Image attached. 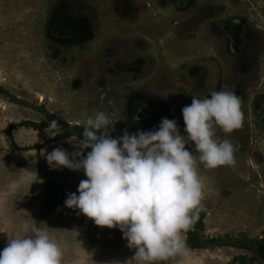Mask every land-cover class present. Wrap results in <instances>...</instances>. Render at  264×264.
Listing matches in <instances>:
<instances>
[{
    "label": "rangeland",
    "instance_id": "obj_1",
    "mask_svg": "<svg viewBox=\"0 0 264 264\" xmlns=\"http://www.w3.org/2000/svg\"><path fill=\"white\" fill-rule=\"evenodd\" d=\"M58 1L0 0V86L4 89L0 90V250L6 246L8 236L31 235V227L36 225L57 238L63 250L62 264H135L131 260L135 249L127 247L118 227L98 226L78 209L65 206L68 194H78L80 181L87 179L84 171L67 167L52 169L46 161V154L56 147H63L69 153L76 151L75 143L82 134L75 131L66 137L65 129L85 126L86 116L94 117L98 111L111 118L107 127L110 128L109 134L118 136L125 127L133 131L132 125L123 123L126 122L127 108L119 103L124 98L110 96L104 90V82L111 88L115 78L106 73L102 51L94 57L90 50L80 49L76 53L72 47L60 44L45 32L47 14L55 10ZM76 1L89 15L99 14V11L111 8L110 5L121 8L123 0H67V3ZM132 1L140 5V0ZM240 1L243 4L248 2ZM146 2L155 3V0H142L144 6H147ZM222 2L230 9L236 0ZM202 4L203 1H197L198 6ZM155 12L161 16L156 21L165 25L166 20L161 21V18L166 16L160 11ZM147 14L152 15V11ZM130 23H124L129 26L127 30ZM202 27L204 24L200 25ZM152 30L147 26L136 30L128 42L136 37L145 40L143 54L149 58L158 56L159 68L165 69L166 60L171 61L172 48L183 57L200 56L194 44L187 49L181 44L176 46L177 41L169 43V38L165 43H154ZM224 58L227 60L225 55ZM245 83L240 80L239 88ZM257 85L258 89H252V82L245 84L249 93L253 91L247 97V104L255 96L254 91H264V81L256 82ZM158 96L151 97V100L161 99L164 105L174 103L173 95ZM186 102H181V105H186ZM246 103L240 101L241 113ZM250 116H242L241 125L247 126L246 134H236V129L225 133L218 126L215 128L216 138L220 140L231 141L236 134L239 144L234 152L235 163L231 165L205 168L199 162V152L194 143L184 136L186 146L197 161L204 186L200 210L206 212V229H200L204 235L202 240L217 237L237 239L243 232L253 239L264 238V132H248L247 123L258 121L254 114L253 119ZM53 121L57 127L46 134L45 128ZM22 122L33 125L23 126ZM148 129L151 127L147 126ZM244 135L248 139L253 136L252 147L242 139ZM50 188L56 193L48 201ZM45 206L49 210H45ZM182 237L188 255L170 257L156 264H238V257L253 258L251 250L234 245L231 240L216 246H208L213 242L208 243L196 249L188 245L187 231L182 233Z\"/></svg>",
    "mask_w": 264,
    "mask_h": 264
},
{
    "label": "clouds",
    "instance_id": "obj_2",
    "mask_svg": "<svg viewBox=\"0 0 264 264\" xmlns=\"http://www.w3.org/2000/svg\"><path fill=\"white\" fill-rule=\"evenodd\" d=\"M181 114L183 132L205 168L235 163V145L216 138L215 132L217 126L225 133L241 126L240 99L234 92L213 91L203 99L193 96ZM110 123L103 111L86 116L76 151L56 147L46 154L50 168L82 169L87 177L80 181L78 194H68L65 206L78 209L98 226L118 227L127 247L135 249L131 258L135 264L186 257L182 233L198 219L204 186L178 120L164 116L151 129L133 132L125 127L118 136L106 131ZM56 127L53 121L45 133ZM87 149L91 150L85 154ZM31 233L8 236L0 264H62L57 238L36 225Z\"/></svg>",
    "mask_w": 264,
    "mask_h": 264
},
{
    "label": "flooded vegetation",
    "instance_id": "obj_3",
    "mask_svg": "<svg viewBox=\"0 0 264 264\" xmlns=\"http://www.w3.org/2000/svg\"><path fill=\"white\" fill-rule=\"evenodd\" d=\"M197 1H203V4L198 6ZM216 1L218 0H155V3L146 2L147 6H144L142 0L140 5L136 1L123 0L120 2L121 8L110 5L111 8L99 11V14L86 15L77 1L69 4L67 0H59L55 10L48 12L44 27L51 38L60 44L64 43L66 47H72L76 53L80 49L90 50L94 57L99 54L97 52L102 51L106 73L115 78L111 88L104 82V90L110 96L124 98L119 103L127 108L126 122L123 123L132 125L131 130H146L147 126L153 128L159 124L161 117L167 116L178 120L184 137L187 135L183 134L181 102L185 103L187 99L186 105L190 104L193 96L203 99L213 91L224 90L226 84L227 91L234 92L239 99L242 98L241 103H246L253 91L249 93L245 84L252 82V89H258L256 82L264 81V0H248L244 4L236 0L230 9L224 6L222 0L219 3ZM168 7L171 8L170 11L167 10ZM156 10L166 16L161 18V21L166 20L165 25L156 21L161 17L157 16ZM149 11H152L153 16L147 14ZM127 21L131 22L128 30L129 26L124 24ZM201 24H204V28H200ZM143 25L153 28L154 43L162 44L169 38V43L177 41L176 46L181 44L187 49L194 44L200 56L183 57L172 48L171 61L166 60L165 69L159 68L158 56H144L145 40L136 37L128 42L132 32L146 28ZM101 37L104 38L102 41ZM73 55L75 56L74 53ZM224 55L227 60H224ZM147 67L150 68L146 69ZM165 70H168L167 74ZM240 80L246 81L241 89ZM160 94L173 95L174 103L164 105L161 99L151 100V97L159 98ZM254 95L249 104L242 106V113L246 116L251 114V119L253 114L257 116L256 123L247 124L249 133L256 131L259 134L264 132V91L256 90ZM246 128L247 126L241 125L236 129V134H246ZM70 131L73 134L75 132ZM236 134L231 137L235 149L239 144ZM241 137L248 142V146H253L252 135L249 139L247 135ZM55 193L53 188L48 190V201ZM205 218L206 212L203 217L206 229ZM241 235L237 239L217 237L202 242L205 246L212 242L221 245L229 240L247 244L264 240L253 239L245 232ZM262 261L264 259L261 258L260 263ZM249 263L254 264V261L249 260Z\"/></svg>",
    "mask_w": 264,
    "mask_h": 264
},
{
    "label": "trees",
    "instance_id": "obj_4",
    "mask_svg": "<svg viewBox=\"0 0 264 264\" xmlns=\"http://www.w3.org/2000/svg\"><path fill=\"white\" fill-rule=\"evenodd\" d=\"M0 90L4 89L0 86ZM23 126H32V123L29 122H22ZM36 125V124H35ZM34 125V126H35ZM84 127L85 126H76L74 127L75 131H78L80 134L83 133L84 131ZM109 129L107 128L106 131L109 133ZM66 132V137L71 136L73 133L69 130V129H65ZM16 147V146H14ZM18 149H21L20 147H16ZM91 149H87L85 150V154L87 151H90ZM45 210H49V207L45 206ZM205 216V212L203 210L199 209L198 212V219H196L195 223L190 227V229L187 231V243L191 248H202L204 247V243L202 242L200 233H199V229H201L202 231L204 230V222H203V217ZM196 227V228H195ZM234 245H240L243 247L248 248L249 250H251L253 252V258H250L249 260H252L254 262H260L261 258L264 259V240H259V241H253L252 244H247V243H240V242H235L233 243ZM239 261L238 264H251L249 263V260L245 257L242 258H236Z\"/></svg>",
    "mask_w": 264,
    "mask_h": 264
},
{
    "label": "water",
    "instance_id": "obj_5",
    "mask_svg": "<svg viewBox=\"0 0 264 264\" xmlns=\"http://www.w3.org/2000/svg\"><path fill=\"white\" fill-rule=\"evenodd\" d=\"M74 133H76V132H74ZM196 228V227H195ZM199 233H200V236H201V238L203 239L204 238V235H203V232L199 229ZM216 245H219V244H208V246H216ZM264 261H262V263H263Z\"/></svg>",
    "mask_w": 264,
    "mask_h": 264
}]
</instances>
